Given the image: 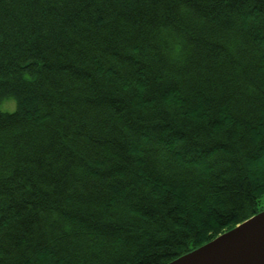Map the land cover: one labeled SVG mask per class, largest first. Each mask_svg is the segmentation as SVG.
Masks as SVG:
<instances>
[{"label": "trees", "instance_id": "16d2710c", "mask_svg": "<svg viewBox=\"0 0 264 264\" xmlns=\"http://www.w3.org/2000/svg\"><path fill=\"white\" fill-rule=\"evenodd\" d=\"M9 98L0 264H165L264 209V0H0Z\"/></svg>", "mask_w": 264, "mask_h": 264}, {"label": "water", "instance_id": "95a60500", "mask_svg": "<svg viewBox=\"0 0 264 264\" xmlns=\"http://www.w3.org/2000/svg\"><path fill=\"white\" fill-rule=\"evenodd\" d=\"M165 264H264V209Z\"/></svg>", "mask_w": 264, "mask_h": 264}, {"label": "snow or ice", "instance_id": "6c2138e0", "mask_svg": "<svg viewBox=\"0 0 264 264\" xmlns=\"http://www.w3.org/2000/svg\"><path fill=\"white\" fill-rule=\"evenodd\" d=\"M223 2L225 4L228 3V0H223ZM101 23H103V21H101ZM28 79H31V77H28ZM3 178L0 177V182H2ZM14 193L13 195L10 197L12 199H17V193H22L25 191V187H24V182L21 181L19 184L14 185ZM36 191L35 185L32 186L31 190L28 191V195H32L34 192ZM4 192V189L2 187H0V195H2ZM20 199H23V197H20ZM19 211L22 213L18 218L14 217L12 221H10V223L12 224V228H15V220L18 219L19 222L21 224H26V223H30L31 222V217L33 212H39V208H33V205L28 204L26 207H22L19 209ZM3 213H0V215H2ZM41 224L44 223L43 219H41L40 221ZM11 231V229L9 228V225H4L3 227H0V246L6 245L8 242V237H9V232ZM29 231H31V228H29ZM36 234V233H34ZM23 239L28 240V233L24 232L23 235ZM0 251H3V248L0 247Z\"/></svg>", "mask_w": 264, "mask_h": 264}, {"label": "rangeland", "instance_id": "374dc122", "mask_svg": "<svg viewBox=\"0 0 264 264\" xmlns=\"http://www.w3.org/2000/svg\"><path fill=\"white\" fill-rule=\"evenodd\" d=\"M8 100H12L13 103H10V101ZM0 109L4 110V111H14L15 110V101L12 98L3 100L1 105H0Z\"/></svg>", "mask_w": 264, "mask_h": 264}]
</instances>
